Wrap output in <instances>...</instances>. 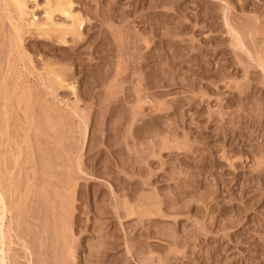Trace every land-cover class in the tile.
I'll use <instances>...</instances> for the list:
<instances>
[{
	"label": "rangeland",
	"instance_id": "rangeland-1",
	"mask_svg": "<svg viewBox=\"0 0 264 264\" xmlns=\"http://www.w3.org/2000/svg\"><path fill=\"white\" fill-rule=\"evenodd\" d=\"M18 1L23 19L0 0L3 263L264 264V0Z\"/></svg>",
	"mask_w": 264,
	"mask_h": 264
},
{
	"label": "bare ground",
	"instance_id": "bare-ground-1",
	"mask_svg": "<svg viewBox=\"0 0 264 264\" xmlns=\"http://www.w3.org/2000/svg\"><path fill=\"white\" fill-rule=\"evenodd\" d=\"M10 1V2H9ZM21 1V0H20ZM51 2V0H48L47 2H46V5H45V7H47L48 9L52 6V8L50 9L51 10V12L53 13V11H58V13H61V14H63L64 16H68L69 18H71L70 17V11H72V10H70V2H64L63 0H56L55 1V4L54 5H51V4H49L50 2ZM8 2L11 4H13V6H14V8H15V11H16V13H17V15H18V17L17 18H22V15H24L25 14V12H24V5L22 4V3H20L18 0H8ZM52 2H53V0H52ZM25 9H26V7H25ZM46 9V8H45ZM72 9V8H71ZM50 10H46V12H49L50 13ZM26 11V10H25ZM45 12V13H46ZM47 14V20H48V22H47V24H46V26H50V27H52L53 28V33H56V35H59V37H60V39H61V41L60 42H64V41H66L65 40V38H64V35L66 34L65 33V30H63L64 28H62L63 26H62V24H60L59 26H58V24L56 25V23L54 24V23H52V20H51V15L50 14H52V13H50V14ZM56 13V12H55ZM25 16V15H24ZM23 16V17H24ZM52 16H53V14H52ZM66 16V17H67ZM75 16H76V14H75ZM78 16V15H77ZM76 16V17H77ZM54 17V16H53ZM65 17V18H66ZM79 18V17H78ZM23 19V18H22ZM74 19V18H73ZM21 20V19H20ZM23 21H25V20H22V22ZM46 22V21H45ZM45 22H44V24H45ZM72 22V21H71ZM77 22H78V20H77ZM82 22V21H81ZM30 23V22H29ZM74 24V23H73ZM26 25V24H25ZM32 25V24H31ZM40 26V25H39ZM48 26V27H49ZM62 26V27H61ZM74 26V25H73ZM72 26V27H73ZM78 26H80L79 24H78ZM15 27V26H14ZM65 28H67L66 26H64ZM69 27V26H68ZM38 28V27H37ZM40 28H41V26H40ZM68 29V28H67ZM76 29V28H75ZM40 31V30H39ZM70 31V30H69ZM74 31V30H73ZM38 32V31H37ZM66 32H67V30H66ZM40 33V32H39ZM46 33V32H45ZM69 33V32H68ZM71 33V32H70ZM47 34V33H46ZM43 36H46V35H44V34H42ZM41 35V36H42ZM66 36V35H65ZM48 37V36H47ZM57 38V37H56ZM59 39V40H60ZM64 39V40H63ZM58 40V41H59ZM18 58V57H17ZM52 75H53V77H54V79H56V84L57 83H61V77L58 75V74H56L54 71H52V72H50ZM61 74V73H60ZM2 79V78H1ZM52 83V82H51ZM54 84V83H53ZM55 85V84H54ZM5 101V100H4ZM7 105V104H6ZM11 105V104H10ZM6 116V115H5ZM9 119H10V117H9ZM8 121V120H7ZM4 130V129H3ZM6 132V131H5ZM22 142H24V141H22ZM21 142V143H22ZM26 144V143H25ZM23 146V145H22ZM26 146V145H25ZM26 148V147H25ZM18 150H19V148H18ZM19 154V153H18ZM20 157V156H19ZM17 158L15 157V160H16ZM2 173V172H1ZM3 175V174H2ZM31 184V183H30ZM30 188V187H29ZM9 196V195H8ZM1 207H2V210H1V212L3 211V207H4V198H3V195H2V193L0 194V209H1ZM5 208V207H4ZM15 208V207H14ZM6 211V208L4 209V212ZM5 214V213H4ZM3 215V214H2ZM2 218H4V216H1V218L0 219H2ZM1 232V231H0ZM5 234V233H4ZM4 234H2V236L4 235ZM1 239H4V237L2 238L1 237ZM5 241V240H4ZM4 241H2V243L4 242ZM6 242V241H5ZM2 243H1V246H2ZM5 245V244H4ZM3 245V246H4ZM10 246V245H9ZM2 248V247H1ZM0 250H2V249H0ZM3 252V251H2ZM5 252V251H4ZM6 253H8V252H6ZM2 255V254H1ZM2 257L3 256H1V263H3L4 261H2ZM0 263V264H1ZM4 264V263H3Z\"/></svg>",
	"mask_w": 264,
	"mask_h": 264
}]
</instances>
